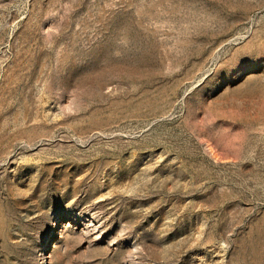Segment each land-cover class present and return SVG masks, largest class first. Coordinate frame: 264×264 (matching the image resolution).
<instances>
[{
	"label": "rangeland",
	"instance_id": "1",
	"mask_svg": "<svg viewBox=\"0 0 264 264\" xmlns=\"http://www.w3.org/2000/svg\"><path fill=\"white\" fill-rule=\"evenodd\" d=\"M0 264H264V0H0Z\"/></svg>",
	"mask_w": 264,
	"mask_h": 264
}]
</instances>
